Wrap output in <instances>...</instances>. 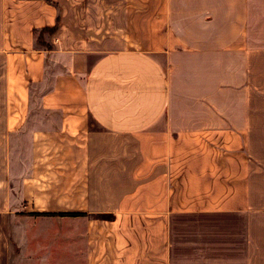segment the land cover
<instances>
[{
  "label": "crops",
  "instance_id": "crops-1",
  "mask_svg": "<svg viewBox=\"0 0 264 264\" xmlns=\"http://www.w3.org/2000/svg\"><path fill=\"white\" fill-rule=\"evenodd\" d=\"M0 97V264H264V0H0Z\"/></svg>",
  "mask_w": 264,
  "mask_h": 264
},
{
  "label": "rangeland",
  "instance_id": "rangeland-1",
  "mask_svg": "<svg viewBox=\"0 0 264 264\" xmlns=\"http://www.w3.org/2000/svg\"><path fill=\"white\" fill-rule=\"evenodd\" d=\"M57 2L59 1L61 4L63 5H67V0H56ZM125 9H126V6H125ZM106 14V11L105 13H103V16H105ZM112 14V12L109 10L107 12V17H110ZM124 14H126V11H124ZM94 20H89V24H91ZM115 22V20L113 21V23ZM108 28H109V21H108ZM107 44L108 46L110 47H119L120 45H124V42L126 43L127 41V37H126V34L125 32L120 34L119 32L120 31H116V30H107ZM87 32H89L88 36L85 37L86 39H89L91 42H98L99 38H100V31L99 30H88ZM103 38V37H102ZM124 40V42H123ZM123 42V43H122ZM47 86H49V83H43V89L46 88ZM37 96V94H36ZM1 98V97H0ZM37 99L36 98H33V104L32 106H37V103H36ZM1 102V100H0ZM46 116L43 115L41 116V119L43 120V118H45Z\"/></svg>",
  "mask_w": 264,
  "mask_h": 264
},
{
  "label": "trees",
  "instance_id": "trees-1",
  "mask_svg": "<svg viewBox=\"0 0 264 264\" xmlns=\"http://www.w3.org/2000/svg\"><path fill=\"white\" fill-rule=\"evenodd\" d=\"M46 1L49 2L50 0H46ZM57 26H58V17L56 18L55 23H54L53 26L44 27V28H41L40 30L37 31V35H36V38H35V43L38 46H42V47L48 48L49 45L43 40V35L44 34L52 35L55 32V29L57 28Z\"/></svg>",
  "mask_w": 264,
  "mask_h": 264
}]
</instances>
